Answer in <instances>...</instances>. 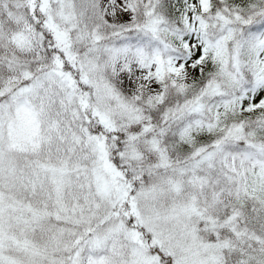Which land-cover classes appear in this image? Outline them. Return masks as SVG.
Here are the masks:
<instances>
[{"label": "snow or ice", "instance_id": "snow-or-ice-1", "mask_svg": "<svg viewBox=\"0 0 264 264\" xmlns=\"http://www.w3.org/2000/svg\"><path fill=\"white\" fill-rule=\"evenodd\" d=\"M0 264H264V0H0Z\"/></svg>", "mask_w": 264, "mask_h": 264}]
</instances>
